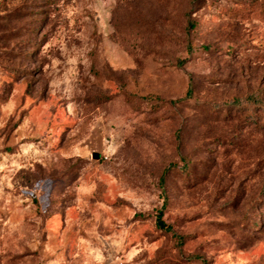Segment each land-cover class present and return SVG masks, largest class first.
<instances>
[{"label":"rangeland","instance_id":"1","mask_svg":"<svg viewBox=\"0 0 264 264\" xmlns=\"http://www.w3.org/2000/svg\"><path fill=\"white\" fill-rule=\"evenodd\" d=\"M0 264H264V0H0Z\"/></svg>","mask_w":264,"mask_h":264},{"label":"trees","instance_id":"2","mask_svg":"<svg viewBox=\"0 0 264 264\" xmlns=\"http://www.w3.org/2000/svg\"><path fill=\"white\" fill-rule=\"evenodd\" d=\"M157 224L159 227L164 228L166 230H171V226L168 225L163 219V211H160L157 217Z\"/></svg>","mask_w":264,"mask_h":264},{"label":"water","instance_id":"3","mask_svg":"<svg viewBox=\"0 0 264 264\" xmlns=\"http://www.w3.org/2000/svg\"><path fill=\"white\" fill-rule=\"evenodd\" d=\"M93 157L94 158H100V154L98 152H94Z\"/></svg>","mask_w":264,"mask_h":264}]
</instances>
